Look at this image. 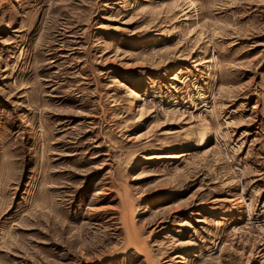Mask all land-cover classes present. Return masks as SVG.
<instances>
[{"label": "rangeland", "instance_id": "obj_1", "mask_svg": "<svg viewBox=\"0 0 264 264\" xmlns=\"http://www.w3.org/2000/svg\"><path fill=\"white\" fill-rule=\"evenodd\" d=\"M0 264H264V0H0Z\"/></svg>", "mask_w": 264, "mask_h": 264}]
</instances>
